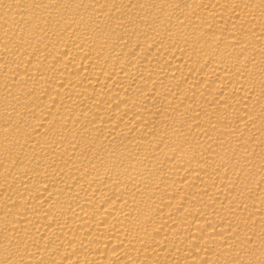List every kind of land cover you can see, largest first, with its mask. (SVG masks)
<instances>
[{
  "label": "bare ground",
  "instance_id": "6f19581e",
  "mask_svg": "<svg viewBox=\"0 0 264 264\" xmlns=\"http://www.w3.org/2000/svg\"><path fill=\"white\" fill-rule=\"evenodd\" d=\"M0 264H264V0H0Z\"/></svg>",
  "mask_w": 264,
  "mask_h": 264
}]
</instances>
